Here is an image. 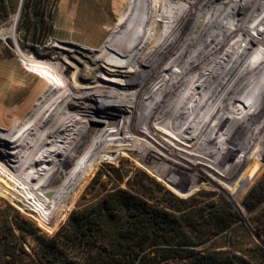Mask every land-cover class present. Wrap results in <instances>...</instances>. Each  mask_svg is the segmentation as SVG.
<instances>
[{
  "label": "bare ground",
  "instance_id": "6f19581e",
  "mask_svg": "<svg viewBox=\"0 0 264 264\" xmlns=\"http://www.w3.org/2000/svg\"><path fill=\"white\" fill-rule=\"evenodd\" d=\"M192 1L197 5L193 11L189 1V7H184L179 0H161L163 41L158 48L147 47L139 58L142 64L127 70L123 66L138 48L147 45L148 24L161 19L156 18L151 0H141L140 8L136 0H131V7L125 2L124 23L137 35L122 43L129 33L123 31L100 57L112 72L124 76L78 91L63 81L67 91L62 94L40 82L38 92L35 90L22 107L0 111V144L5 148L0 152V173L31 195L43 214H52L68 199L93 160L118 148L142 150L139 161L162 176L188 181L207 176L204 171L219 174L217 168L223 166L230 174L222 178L228 177L230 182L244 162L262 152L264 0ZM145 2L152 15L143 21ZM206 9L216 14L214 22L202 16ZM58 48L71 50L64 43ZM97 60L90 58L95 66L91 74L97 71ZM39 63L46 65L39 68L57 70L50 61ZM134 69L143 70L135 87L129 76ZM83 70L78 68L76 79L85 77ZM35 71L38 74L39 70ZM88 78L98 82L93 75ZM145 102L158 112L157 123L175 136L165 133L176 140L170 146L153 144L141 129L163 134L162 128L150 125L145 111L138 116ZM117 116L121 117L118 121ZM17 119L21 124L13 128ZM113 119L116 122L111 125Z\"/></svg>",
  "mask_w": 264,
  "mask_h": 264
},
{
  "label": "rangeland",
  "instance_id": "374dc122",
  "mask_svg": "<svg viewBox=\"0 0 264 264\" xmlns=\"http://www.w3.org/2000/svg\"><path fill=\"white\" fill-rule=\"evenodd\" d=\"M151 1L156 18L161 20L155 25L148 24L147 45L135 51L123 66L125 70L142 64L139 58L147 47L158 48L163 41L161 0ZM179 1L186 4L184 7L189 1L192 11L197 7L192 0ZM125 2L131 7V0H0V111L22 107L40 82L49 83L62 94L67 91L63 81L78 91L82 87L105 85L104 79L118 78L119 74L112 72L100 57L123 31L129 33L122 43L137 35L124 23L127 18L124 12L128 11ZM140 2L136 0L138 8ZM210 10L206 9L202 16L214 22L216 14ZM130 15L134 18L133 13ZM151 15L145 2L142 20ZM224 25L231 28L229 22ZM120 42L116 41L119 46ZM61 43L71 50L58 48ZM117 53L115 50L114 54ZM89 57L98 59L94 74L91 70L95 66ZM41 61L54 63L57 70L39 68L46 66ZM78 68L84 69L85 77L76 79ZM35 70L41 73L35 74ZM142 72L134 69L130 73L132 86H136ZM92 75L98 82L88 78ZM100 105L107 107L97 103ZM153 109L145 102L138 116L145 111L150 125L162 128L163 134L141 129L153 144L170 146L169 143L176 141L175 136L157 123L158 112ZM120 118L117 116V121ZM9 119L13 118L9 116ZM17 122L18 119L13 128L21 124ZM115 122L111 120V125ZM181 143L185 145L184 141ZM178 148L174 150L179 151ZM3 151L5 148L0 144V152ZM138 156H143V151L135 152L132 147L102 153L86 168L70 198L52 214H43L31 195L0 173V264H60L63 261L87 264L85 261L96 254L99 246L117 253L128 243L124 238L132 232V216L145 207L167 211L185 231L194 229L190 242L195 255H235L249 264H264V147L261 153L253 154L240 166L230 182L228 177L222 178L227 175L223 166L217 168L219 174L204 171L207 176L188 181L175 175L162 176L152 166L139 161ZM162 264H191V261L170 260Z\"/></svg>",
  "mask_w": 264,
  "mask_h": 264
},
{
  "label": "trees",
  "instance_id": "16d2710c",
  "mask_svg": "<svg viewBox=\"0 0 264 264\" xmlns=\"http://www.w3.org/2000/svg\"><path fill=\"white\" fill-rule=\"evenodd\" d=\"M73 217L71 216V222ZM132 232L128 242L117 253L107 247H97L87 264H162L170 260H187L191 264H249L237 256L194 254L190 242L193 231H185L171 214L158 207L139 208L132 216ZM189 233V235H187ZM154 253V255H151ZM120 256V258H118ZM60 264H75L63 261Z\"/></svg>",
  "mask_w": 264,
  "mask_h": 264
},
{
  "label": "water",
  "instance_id": "95a60500",
  "mask_svg": "<svg viewBox=\"0 0 264 264\" xmlns=\"http://www.w3.org/2000/svg\"><path fill=\"white\" fill-rule=\"evenodd\" d=\"M47 196H48V197H50V196H51V194H48Z\"/></svg>",
  "mask_w": 264,
  "mask_h": 264
}]
</instances>
